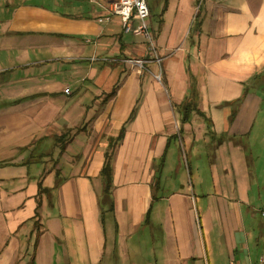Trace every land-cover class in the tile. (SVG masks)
<instances>
[{"label":"crops","instance_id":"1","mask_svg":"<svg viewBox=\"0 0 264 264\" xmlns=\"http://www.w3.org/2000/svg\"><path fill=\"white\" fill-rule=\"evenodd\" d=\"M111 1L23 0L0 15V264H137L158 246V264H259L264 0H165L156 22L149 4L162 82ZM193 89L202 114L183 123L175 106Z\"/></svg>","mask_w":264,"mask_h":264},{"label":"built area","instance_id":"2","mask_svg":"<svg viewBox=\"0 0 264 264\" xmlns=\"http://www.w3.org/2000/svg\"><path fill=\"white\" fill-rule=\"evenodd\" d=\"M108 13L113 16H117L124 27L128 32L135 34H141L146 39L148 44V50L151 53L152 57L155 59L158 70L154 72V78L162 82L163 81V72H162V62L163 58L158 54L157 44L155 43V38L153 32L149 29V19H150V7L147 0H112ZM110 16L106 17L109 19ZM103 19L100 18V21ZM133 66L140 67L141 69L145 67V64L148 62L145 58L139 59H128L127 60ZM65 92L69 94L70 89H66ZM259 264H264V254L260 259Z\"/></svg>","mask_w":264,"mask_h":264},{"label":"trees","instance_id":"3","mask_svg":"<svg viewBox=\"0 0 264 264\" xmlns=\"http://www.w3.org/2000/svg\"><path fill=\"white\" fill-rule=\"evenodd\" d=\"M198 93H196V90L193 89V91L190 92L189 98L185 99V101L178 105L175 106L176 110L179 115H181V120L182 122H187L190 120L192 117V111L196 112V114H202L200 110L198 109ZM237 101H240L237 100ZM204 115V114H203ZM123 134V133H122ZM121 137V135H120ZM113 155L114 152L111 153H106L105 155V164L103 165V168L100 171V174L102 175L103 178V190L102 193H100V204H101V211L102 215L104 217L105 214H108L109 216H113V211H114V202H113V185H112V179H113ZM39 186V194L42 195L45 192H49L47 188H42L41 183H38ZM35 216H38V212H36ZM37 227H39V223L36 222Z\"/></svg>","mask_w":264,"mask_h":264},{"label":"rangeland","instance_id":"4","mask_svg":"<svg viewBox=\"0 0 264 264\" xmlns=\"http://www.w3.org/2000/svg\"><path fill=\"white\" fill-rule=\"evenodd\" d=\"M33 3H40V4H44L45 6H48V7H59V5L57 4V0H31ZM148 3L150 4V6L152 7L153 9V12H154V17H153V20L156 22L160 19V17H162L160 14H161V11L166 7L167 3L165 4V0H147ZM20 2H23V0H0V15H7L9 14V12H11L15 6V4L17 3H20ZM203 2V1H202ZM202 2L198 4V8H197V12L196 14H198L199 16V19L200 18H203V16L205 17V15H202L200 14L203 10H202ZM172 7V10H173V6ZM207 7V2L204 3V9ZM197 16V15H196ZM195 19L193 20L192 24L194 23ZM159 82V81H158ZM263 83H264V78H263ZM1 137V136H0ZM155 235V239L156 241L158 242L160 237L158 235V232H155L154 233ZM10 237V234L9 232L7 231V226L5 224V220L0 217V249L1 247H3L8 239ZM158 256H159V246L156 248V256H151V257H147V259H149L148 261H152V263L154 264H158L156 263L158 261ZM17 259V258H16ZM153 259L156 261V262H153ZM17 260H14V263L13 264H16L17 262H15ZM148 261H145V262H139L137 264H148ZM160 264V263H159Z\"/></svg>","mask_w":264,"mask_h":264}]
</instances>
